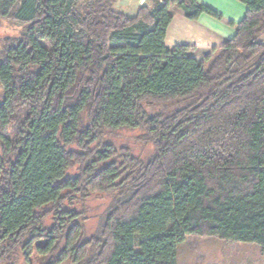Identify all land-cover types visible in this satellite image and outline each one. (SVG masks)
Here are the masks:
<instances>
[{"label": "trees", "instance_id": "1", "mask_svg": "<svg viewBox=\"0 0 264 264\" xmlns=\"http://www.w3.org/2000/svg\"><path fill=\"white\" fill-rule=\"evenodd\" d=\"M237 1L248 11L236 36L198 61L165 45L174 6L222 18L198 0H153L135 16L119 0H0V19L25 27L0 44V264L61 243L50 264H177L189 236L264 249V0ZM123 128L154 155L114 161ZM67 191L114 197L86 243L77 214L44 226L40 212Z\"/></svg>", "mask_w": 264, "mask_h": 264}, {"label": "rangeland", "instance_id": "2", "mask_svg": "<svg viewBox=\"0 0 264 264\" xmlns=\"http://www.w3.org/2000/svg\"><path fill=\"white\" fill-rule=\"evenodd\" d=\"M120 0L116 5V10L128 16L136 14V8L142 4L150 5L148 0ZM152 5V4H151ZM25 31L24 26H20L13 21L0 19V44L4 45L6 39H19ZM4 91L0 84V105L4 101ZM144 133L141 130L123 128L110 136L117 152L114 161L122 162L121 156L130 155L135 159L147 161L154 155L155 149L152 145L143 140ZM76 150V148H72ZM0 154L2 149L0 148ZM80 166L75 165L68 170L65 178L73 179L79 175ZM113 195L108 193L85 192H65L61 207H47L40 213L46 215L44 226L50 230L60 222L58 216L61 212L68 211L77 214L74 222L78 224L81 231L82 243H86L90 238L100 231V227L106 217L112 203ZM59 222V223H58ZM70 226L61 234V238L67 235ZM44 240L37 243H43ZM64 248V243L52 256H44L34 248L29 258L21 248L13 251L3 264H50L57 260ZM60 264H74L71 259ZM177 264H264V249L257 244H247L239 242L223 241L219 238H207L189 236L178 248Z\"/></svg>", "mask_w": 264, "mask_h": 264}, {"label": "crops", "instance_id": "3", "mask_svg": "<svg viewBox=\"0 0 264 264\" xmlns=\"http://www.w3.org/2000/svg\"><path fill=\"white\" fill-rule=\"evenodd\" d=\"M144 1L147 0L142 2ZM198 1L216 11L222 18L216 19L204 14L198 20L192 21L185 17L183 11L174 6L170 9L172 22L166 33L165 45L169 48L194 47L196 52L191 56L202 61L211 56L215 49H219L226 41L236 36L237 25L245 18L248 7L237 0ZM148 2L150 5L142 4L136 8V11L138 12L143 5L152 7L153 0Z\"/></svg>", "mask_w": 264, "mask_h": 264}]
</instances>
